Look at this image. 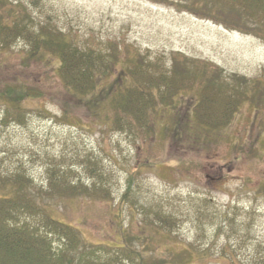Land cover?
<instances>
[{"label":"rangeland","instance_id":"rangeland-1","mask_svg":"<svg viewBox=\"0 0 264 264\" xmlns=\"http://www.w3.org/2000/svg\"><path fill=\"white\" fill-rule=\"evenodd\" d=\"M0 21L1 218L62 264H264V0H0ZM43 31L159 101L78 103Z\"/></svg>","mask_w":264,"mask_h":264},{"label":"trees","instance_id":"trees-1","mask_svg":"<svg viewBox=\"0 0 264 264\" xmlns=\"http://www.w3.org/2000/svg\"><path fill=\"white\" fill-rule=\"evenodd\" d=\"M1 25L2 21H0V26ZM38 42V50L40 49V46L42 44L46 46L49 42L63 46L58 52V59L60 62H58L57 69L58 71L60 70L65 80L64 85L66 90H68L69 93L73 95L74 99L78 100V103H83L84 100H87L89 98L86 104H91L94 109L97 110L100 106L101 100L96 101L93 95H96V93L98 92L100 93V91H108L107 94L103 95L106 98L112 95V105H114L115 110L121 109L124 112L131 114L141 113L140 116L143 117L145 115H148L150 109L149 107H147L148 105L145 104L150 101H159L156 99V94L153 89L152 91L154 97H152V92L151 96L149 97L147 94V96L145 95L143 89H141L139 86H134L136 85L134 75V81L132 80L134 82L133 86H130L129 84V87H126L125 80V82H121L120 84L115 82L110 88L104 89L105 87L101 86L100 82L102 80L101 78L107 76L105 75L107 74V72L103 73V75H99L98 73L93 71V65L89 61L91 55L86 54L82 51H78L80 52V54L78 55V58H76L78 59V61L76 60L77 65L71 66L70 64L75 61L76 54L70 56L66 55L67 51L64 48V45H66V43L64 44L59 36H57V38H54L53 35H49L43 31L38 34ZM82 64L86 66L83 69L80 67ZM70 69H72V71H70ZM106 69H109V67L107 66ZM13 85H15L14 91H16L18 95H7L9 100L12 101L19 98L20 101H25L28 97H34L35 94H31L29 88H27L23 83L19 82ZM123 90L127 92V94L125 95V97L121 98V91ZM0 97L3 98L6 96L0 92ZM138 103H142V106L148 109L143 108L142 106L138 107ZM144 110H146V113L144 112ZM230 117L232 116H229L228 120L230 119ZM200 122L202 123V121ZM2 198L4 199V197ZM14 198L15 199L10 200H15V202L18 201L16 199V194ZM5 214L7 213L5 212ZM50 218L52 221H55L60 225L65 226L66 228H73L72 226L63 223L62 221L55 219L54 217L50 216ZM9 221L7 219H4L3 217H0V264H24L21 260H27V264H58L57 262H59V264H62V262L59 261L58 258H55V254L52 252L51 248L47 246V244H44L43 239H40L38 236H34V232L28 231L26 226L16 227L17 225L9 223ZM189 254L190 256H192L190 252ZM138 255L140 258H138V263L136 262V264H147L146 261L141 260L143 258L141 251H138ZM165 255L169 256L170 254L166 253ZM68 264H72V262H68ZM87 264H110V262L106 263L90 261ZM159 264H188V261L177 263L176 258H172L171 260L168 259L167 261Z\"/></svg>","mask_w":264,"mask_h":264}]
</instances>
